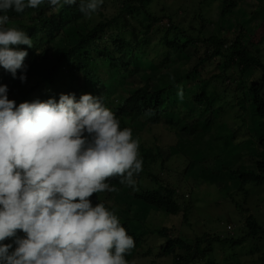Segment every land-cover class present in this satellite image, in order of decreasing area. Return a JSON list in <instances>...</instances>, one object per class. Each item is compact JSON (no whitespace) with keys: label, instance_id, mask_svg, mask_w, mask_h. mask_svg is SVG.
Masks as SVG:
<instances>
[{"label":"trees","instance_id":"obj_1","mask_svg":"<svg viewBox=\"0 0 264 264\" xmlns=\"http://www.w3.org/2000/svg\"><path fill=\"white\" fill-rule=\"evenodd\" d=\"M158 2L159 0H104V4L90 19L84 17L77 5H65L58 11H51L47 0L36 9L26 8L23 13L9 10L7 26L26 31L32 38L33 47L20 46L28 51L25 59L27 82L22 83L18 78L14 79L9 72L0 67V85L8 86V97L16 101L18 106L20 103L36 99L46 101L53 98L52 94L56 92L63 78L65 82L71 77L65 94L75 93L77 99L84 94L103 97L105 106L119 118L122 128L132 129L136 122L145 120L148 123L146 127L154 129L165 126L166 130L174 133L179 139L189 136L195 139L199 127L197 122L209 124L212 130L222 127L225 123L223 115L227 113L225 106H229L231 110H236L238 106L242 112L238 118L241 119L244 110L248 108V98L243 94L248 89L250 103L254 106L260 122L257 130L264 128V56L252 52L253 48L246 45L245 29L237 34L231 31L223 32L218 28L213 34L204 36L206 27L213 23L211 19L206 20L200 14L197 17L199 25L193 18L189 22V27H186L174 22L172 15L166 13V9H160L155 13L153 9ZM222 3L223 17L232 16L239 7L237 0H222ZM166 19L168 25L163 24ZM73 30L76 32L69 35L68 32ZM152 36H160L154 45L153 58L158 68H166L172 63L173 57L181 54H187L193 63L197 61L186 74L165 88H156L151 79L143 81L136 78L141 70L139 63L135 65L133 62L137 54L146 57L151 55L145 46ZM62 37L67 41L73 40V44L52 62L53 42ZM213 62H219L218 65L222 69L221 73L214 74L213 78L222 81L225 87L216 96L210 95L208 90L210 80L204 78L207 65ZM107 63L128 74V78L139 88L122 99H110L103 92L105 80L101 75ZM253 71L256 73L250 75ZM20 74L18 70L17 75ZM194 85H198L199 88L188 98L200 107L196 111L200 113L198 117L193 114L194 109L185 111V105L176 100L181 92L193 88ZM175 89L179 92L171 96L170 92ZM55 99L59 101V97ZM202 108L206 110L202 112ZM231 129L234 134L243 130L244 137L249 135L244 124L233 126ZM257 130L255 142L260 151H264V135L259 136ZM157 141L158 139L155 146L148 147L140 137L139 153L144 163L143 170L134 177L136 180L134 187L121 184L119 176L110 177L107 182L117 190L96 193L90 197L94 206L100 202L114 210L121 225L134 238L135 247L125 255L129 264H134V260L146 251L145 236L134 231V226L140 225L139 214L133 219L124 218L119 215L118 207L109 204L108 201L113 200L117 204L118 201L115 202L117 194L129 188L133 190L134 201L140 203L142 212H148L150 207L174 217L183 214L184 219H187L188 213L200 196L193 186L197 180L193 181L186 176L191 167L189 164L182 168L179 181L164 177L154 169L153 165L158 160L162 161V165L165 161L159 152L160 145L156 143ZM248 158L254 160L255 169H242L240 165L230 170L239 178L240 187L235 194L223 198L227 203L234 205L244 217L241 236L237 238L232 234L225 238L213 233H204L196 236L192 243L180 238L177 233L164 229L157 232L165 242L157 247L159 252L155 255L154 264H160L157 260L164 264L165 257L170 258L167 264H202L209 254H215L216 245H219L218 250L222 253V262L215 260V264H255L243 261L241 253L246 245H250L252 239L264 238V216L259 217L253 213L245 215L248 209H243L244 203L241 204L235 196L243 193L245 202L246 197L251 195L252 187L264 186V159L259 152L249 153ZM244 159L247 161L245 157ZM18 235L24 234L18 232ZM147 249L144 255H151L153 248ZM227 249L230 252H227ZM250 252L249 255L254 256L259 250L254 252L251 249Z\"/></svg>","mask_w":264,"mask_h":264},{"label":"clouds","instance_id":"obj_2","mask_svg":"<svg viewBox=\"0 0 264 264\" xmlns=\"http://www.w3.org/2000/svg\"><path fill=\"white\" fill-rule=\"evenodd\" d=\"M44 3L0 0V67L22 83L28 51L20 46L31 48L33 41L7 26V13ZM47 3L51 11L77 5L90 19L104 0ZM8 92L0 85V264H129L125 255L134 238L114 210L94 206L90 197L115 192L110 177L135 186L144 163L140 139L121 127L103 97L62 93L58 102L53 97L17 106Z\"/></svg>","mask_w":264,"mask_h":264},{"label":"rangeland","instance_id":"obj_3","mask_svg":"<svg viewBox=\"0 0 264 264\" xmlns=\"http://www.w3.org/2000/svg\"><path fill=\"white\" fill-rule=\"evenodd\" d=\"M237 1L239 7L230 17H223L221 14L224 8L222 0H159L153 10L158 13L160 9H166V13L172 15L174 22L181 23L186 27H189V22L193 18L199 25V18L197 19V17L202 14L206 20L211 19L215 23H211L206 27L204 36L213 34L214 30L218 28L223 32L231 31L237 34L245 29L246 45L253 48L252 52L264 56V0ZM168 23L166 19L163 24L168 25ZM75 32L76 30H73L68 34L72 35ZM159 37L152 36L145 46L151 55L146 57L137 54L133 63L135 65L139 63L141 70L138 72L137 79L141 78L143 81L151 79L154 81L156 88H165L173 84L177 78L186 74L197 61L193 63V60L188 58L187 54H181L173 57L172 63L167 65L166 68H158L153 58H155L154 45ZM70 44H73L71 39L69 41L65 37L56 39L53 42L51 52L52 62L65 53ZM218 63L208 64L207 72L204 74V78L210 80L208 90L212 96H216L225 88L222 81L213 78L214 74H219L222 71ZM255 73L253 71L250 75ZM65 75L68 76L69 74ZM101 75L105 80L103 92L110 99H122V97L134 93L139 88L136 83L128 78V74L110 66L109 63L104 65ZM64 79L57 89L54 88L56 92L54 91L52 97L57 98L60 97V94H65L66 86L71 81V77L65 82ZM237 80H239L238 77ZM198 88V85H194L193 88H187L176 97L178 102L180 101L185 105V111H193L194 109L193 114L196 117L200 114L196 112L200 107L189 101L188 96L197 91ZM178 92L179 90L175 89L170 92V95H177ZM80 93L82 94V92ZM243 94L248 98V108L244 110L245 113L241 119L238 118L242 114L238 106L236 110H231L229 106H225L227 113L223 115L225 123L222 127L212 130L209 124L203 121L197 122L199 127L195 139L192 136L179 139L174 133L166 130L165 126L150 129L146 127L148 123L145 120L136 122L132 127L133 138L138 137L140 139L141 137V141H144L148 147L155 146V141L158 139L156 143L160 145L159 152L165 161L162 165V161L158 160L153 165L154 169L164 177L179 181L182 168L189 164L191 167L186 176L193 181L197 180L193 186L197 194L200 195L198 201L196 203L194 201L195 206L188 213L187 219H184L183 214L174 217L164 212H157L150 207L148 212H142L140 203L134 201L133 190L129 188H125L117 194L115 197V202L118 201L117 204L113 200L108 201L109 204L118 207L119 215L124 218L133 219L139 214L140 225L134 226V231L145 236L146 251L144 253H147L149 247L153 248V253L151 255L140 254L134 260V264H154V261H156L155 255L159 252L157 247L165 242L163 238L158 236L157 232L164 229L171 233L175 232L180 238L192 243L196 236H201L204 233H213L225 238L232 234L237 238L241 236L244 217L240 215L234 205L227 203L225 199L223 200L226 195L235 194L240 187L239 178L234 176L230 170L240 165L242 169H255L254 160L248 158L251 152L261 153L264 159V151H260L258 144L255 142V132L260 122L254 106L250 103L248 89ZM205 110V108L201 109L202 112ZM214 116L217 117L216 114ZM240 124H244L248 136L244 137L243 130H240L238 134H234L231 128ZM257 132L259 136L264 135V128H260ZM186 184H188L187 181ZM185 199H187L186 196ZM235 199L239 200L241 204L244 203L243 209L249 210L245 215L253 213L259 217L264 216V186L252 187L251 195L246 197L245 202L243 193L236 195ZM229 227L232 229H229ZM12 239H6L4 243H11ZM218 247L219 245L215 247V256L209 254L202 264H215V260L221 261L222 253L218 250ZM251 249L254 252L259 250V252L251 256L249 255ZM227 252H230V250L227 249ZM241 258H243V261L264 264V238L252 239L250 245H246L241 253ZM169 262L170 258L165 257L163 263L167 264ZM157 263L161 264L162 261L157 260Z\"/></svg>","mask_w":264,"mask_h":264},{"label":"built area","instance_id":"obj_4","mask_svg":"<svg viewBox=\"0 0 264 264\" xmlns=\"http://www.w3.org/2000/svg\"><path fill=\"white\" fill-rule=\"evenodd\" d=\"M229 229H232L231 227H229Z\"/></svg>","mask_w":264,"mask_h":264}]
</instances>
